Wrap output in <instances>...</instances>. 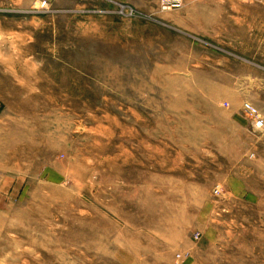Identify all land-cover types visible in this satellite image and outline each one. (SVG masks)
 Listing matches in <instances>:
<instances>
[{
  "label": "rangeland",
  "instance_id": "obj_1",
  "mask_svg": "<svg viewBox=\"0 0 264 264\" xmlns=\"http://www.w3.org/2000/svg\"><path fill=\"white\" fill-rule=\"evenodd\" d=\"M14 1L0 264H264V0Z\"/></svg>",
  "mask_w": 264,
  "mask_h": 264
},
{
  "label": "built area",
  "instance_id": "obj_2",
  "mask_svg": "<svg viewBox=\"0 0 264 264\" xmlns=\"http://www.w3.org/2000/svg\"><path fill=\"white\" fill-rule=\"evenodd\" d=\"M54 1L55 0H38V6L34 8L33 12L37 14L49 13ZM189 1H193V0H161V6L163 10L170 11L173 9H181ZM257 1H262V0H257ZM116 9H117L116 11L123 16L132 17L135 15V11L132 8H129L125 5L117 4ZM244 113L252 122V125L256 130L258 131L264 130V117L261 115V113L257 108H255L251 104H245ZM216 193L219 194V191L217 190ZM178 258L180 259L181 255H179Z\"/></svg>",
  "mask_w": 264,
  "mask_h": 264
},
{
  "label": "crops",
  "instance_id": "obj_3",
  "mask_svg": "<svg viewBox=\"0 0 264 264\" xmlns=\"http://www.w3.org/2000/svg\"><path fill=\"white\" fill-rule=\"evenodd\" d=\"M14 3L15 4H19V3H21V1L20 0H15ZM16 8H20V7L16 6ZM16 35L22 36V34H19V33H16ZM4 59L29 61V60H32V56H30L29 54H17L16 56L5 57Z\"/></svg>",
  "mask_w": 264,
  "mask_h": 264
}]
</instances>
